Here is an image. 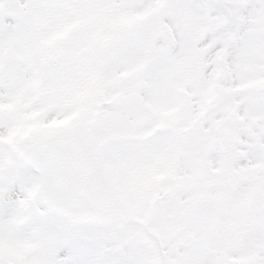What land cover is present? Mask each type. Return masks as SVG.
Here are the masks:
<instances>
[{
	"label": "snow or ice",
	"instance_id": "6c2138e0",
	"mask_svg": "<svg viewBox=\"0 0 264 264\" xmlns=\"http://www.w3.org/2000/svg\"><path fill=\"white\" fill-rule=\"evenodd\" d=\"M0 264H264V0H0Z\"/></svg>",
	"mask_w": 264,
	"mask_h": 264
}]
</instances>
